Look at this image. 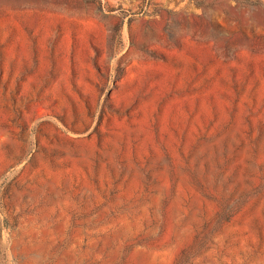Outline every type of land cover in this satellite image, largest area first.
I'll return each mask as SVG.
<instances>
[{
  "label": "rangeland",
  "instance_id": "374dc122",
  "mask_svg": "<svg viewBox=\"0 0 264 264\" xmlns=\"http://www.w3.org/2000/svg\"><path fill=\"white\" fill-rule=\"evenodd\" d=\"M0 264H264V0H0Z\"/></svg>",
  "mask_w": 264,
  "mask_h": 264
}]
</instances>
